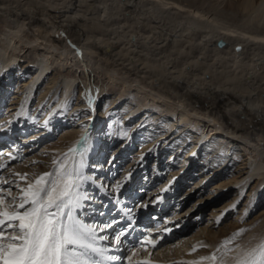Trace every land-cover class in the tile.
I'll return each instance as SVG.
<instances>
[{
	"label": "bare ground",
	"instance_id": "1",
	"mask_svg": "<svg viewBox=\"0 0 264 264\" xmlns=\"http://www.w3.org/2000/svg\"><path fill=\"white\" fill-rule=\"evenodd\" d=\"M1 41L0 84L2 76L10 77L19 46L34 49L40 56L38 67L21 90L26 93L22 106L9 125L6 122L0 128L3 134L9 130L4 137L13 144V148L9 144L5 147L6 142L0 141L3 161L8 160L4 152L20 146L16 120L25 116L32 95L44 84L50 69L70 65L82 69L86 97L93 107L106 89L103 85L99 90L93 88L94 77L99 76L114 87L118 97L114 103L126 101L128 96L136 100L138 106L128 111L125 124L127 118L141 122L144 108L153 106L173 117L167 120L173 130L181 123L196 127L202 134L201 142L206 138L240 141L246 151L257 156L249 174H262L264 0H246L240 6L230 0H0ZM64 79L59 104L44 118L48 125L52 124L50 116L70 97L76 81L71 75ZM89 118V124H95L94 115ZM177 130L162 137L175 138ZM97 139L101 140L95 135L93 140L90 137L72 146L82 150L76 159L84 175L98 150ZM200 150L202 145L197 141L184 157L183 171L192 167ZM99 165L97 162L95 168ZM122 200L120 207L126 213ZM83 204L84 210L88 205ZM243 230L253 234L239 244L241 249L227 254L226 264H235L240 252L264 241V225L254 231L250 227ZM220 246L214 243L211 252ZM185 257L208 264L200 261L202 256Z\"/></svg>",
	"mask_w": 264,
	"mask_h": 264
},
{
	"label": "rangeland",
	"instance_id": "2",
	"mask_svg": "<svg viewBox=\"0 0 264 264\" xmlns=\"http://www.w3.org/2000/svg\"><path fill=\"white\" fill-rule=\"evenodd\" d=\"M244 1L230 0L239 6ZM2 45L1 41L0 47ZM14 58L13 69L8 73L10 77L3 79L2 76L0 84V128L6 122L9 125L13 114L22 106L26 93L21 90H24L30 75L38 67L40 56L34 49L26 50L19 46ZM68 75L76 78L72 92L65 104H60L50 116L52 124L48 125L49 121L45 122L44 118L59 104L64 78ZM94 78V89L99 90L101 85L106 88L95 107L86 97L87 88L79 66L54 65L50 69L44 84L41 83L40 89L32 95L25 116L22 114L16 120L19 127L16 141L20 145L12 153L16 159H10L9 155L8 160L0 159V164L6 165L0 168V188L5 193L11 189L12 196H16L18 190L15 185L25 186L26 182L21 181L17 174H27V182H32L44 171H51L53 160L60 158L69 148L87 138L92 137L93 140L98 135L101 139H97L98 150L94 158L88 161L85 174L93 179L86 181L81 190L91 197L88 200L92 207L98 205L91 212L97 211V207L101 212L97 213L99 218H90L93 213L85 211L82 215L88 216L89 224L112 223L113 220H109L112 216L110 211L123 199L125 191H128L126 195L130 199L131 195H136L132 198V204L124 206L130 218H134V230L137 232L131 231L133 225L130 222H125L102 233L111 235L127 229L124 243L110 253L121 257L117 264H128V257L133 262L151 259L153 264H186L193 261L185 256H210L211 245L222 244L245 227H250L251 231L261 229L264 225V169L261 175L249 174L257 157L255 153L246 151L237 140L229 142L226 139L206 138L201 142L200 130L184 123L176 124L174 130L177 127L179 130L174 134L177 136L166 140L162 136L174 131L171 122H167L168 117H173L153 106L143 110L146 112L142 117L145 119L148 116L146 121L142 119L138 123L134 122L135 118L130 121L127 118V125L123 118L134 105L138 106L136 100L128 96L126 101L114 103L118 98L114 87L103 83L102 77ZM81 101L85 103L76 107ZM91 114L95 122L92 125L89 124ZM49 126L51 129L46 132ZM7 131L4 134L0 132V137L3 138ZM42 131L46 133L40 135ZM197 141H200V147L202 145L200 156L194 158L188 171H183L184 157ZM64 144L67 149L62 151ZM260 144H264V141ZM97 162L100 163L99 168H95ZM129 174L131 178L125 181L124 177ZM5 181L10 183L5 184ZM118 182L122 187L116 193L115 185ZM243 184L244 188L241 189ZM86 200L84 202L88 205ZM161 200L167 205L158 204ZM7 202L10 203V199ZM145 204L148 206L143 207ZM85 222L88 223V220ZM129 224L131 227H128ZM252 234L242 231L236 236L227 245L234 249L229 254L241 249L236 245ZM146 235L158 240L155 249L137 245V241ZM194 247L196 251H193ZM208 264L211 262L208 261Z\"/></svg>",
	"mask_w": 264,
	"mask_h": 264
},
{
	"label": "snow or ice",
	"instance_id": "3",
	"mask_svg": "<svg viewBox=\"0 0 264 264\" xmlns=\"http://www.w3.org/2000/svg\"><path fill=\"white\" fill-rule=\"evenodd\" d=\"M81 151L79 147L69 148L68 152L53 160L51 171L36 176L32 182H27V174H17L26 183L25 186L15 185L18 190L16 196H12L11 189L5 193L0 188V264H106L121 260L120 256L109 252L124 243L127 229L103 235L114 227L113 223L89 224L80 218L83 202L89 199L88 194L81 190L82 185L93 179L83 174L77 162L76 155ZM8 155L10 159H16L11 153ZM4 167L6 165L0 164V168ZM130 178L131 174L124 180ZM121 187L118 182L115 192L119 193ZM9 199L10 203L7 202ZM242 231L223 241L210 256L200 257V261L226 264L225 257L234 250L227 245ZM100 241L108 243L101 245ZM157 244L158 240L150 235L137 241L142 248L151 246L155 249ZM196 250L194 247L193 251ZM127 260L128 264H153L151 259L133 262L128 257ZM235 264H264V241L240 252Z\"/></svg>",
	"mask_w": 264,
	"mask_h": 264
}]
</instances>
